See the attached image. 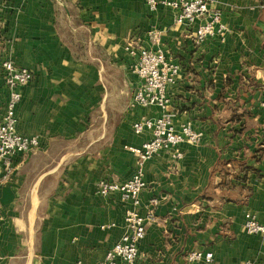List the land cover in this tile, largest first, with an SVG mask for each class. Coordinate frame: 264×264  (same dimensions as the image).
<instances>
[{"label":"crops","instance_id":"0c3cea01","mask_svg":"<svg viewBox=\"0 0 264 264\" xmlns=\"http://www.w3.org/2000/svg\"><path fill=\"white\" fill-rule=\"evenodd\" d=\"M227 31L195 46L202 19L188 27L177 11L147 0H0V119L9 99L2 64L33 71L21 89L18 133L36 150L12 158L0 188V264H101L127 231L131 205L101 196L97 182H124L136 167L129 147L157 107L134 102L140 84L133 46L162 51L181 66L167 94L177 129L202 133L144 166L137 207L146 220L139 264L189 263L211 251L215 264H264V236L244 229L247 213L264 223V0H208ZM115 224V227H108Z\"/></svg>","mask_w":264,"mask_h":264},{"label":"built area","instance_id":"2783aa9c","mask_svg":"<svg viewBox=\"0 0 264 264\" xmlns=\"http://www.w3.org/2000/svg\"><path fill=\"white\" fill-rule=\"evenodd\" d=\"M149 7L154 10L159 5L177 11L176 23L191 27L205 19L193 35L195 46L202 45L207 39L222 36L227 27L223 23L222 14L210 8L208 0H147ZM132 54H136L134 73L140 84L134 93V102L142 107H157L161 115L156 118L142 117L133 128L136 134L149 131L151 136L140 147H129L137 158V164L132 176L124 182H97V193L109 196L118 193L121 199L130 204L124 221L127 231L117 243L111 247L101 264H139L140 244L146 236V220L155 218V208L158 200L150 201L148 214L142 216L136 210L141 203V194L146 187L144 166L148 160L164 151H173L174 157H183L180 151L182 143L198 144L202 141V133L193 128L191 123H185L177 129L169 113L170 98L167 89L176 83L181 75V66L171 62L162 51L148 50L133 44ZM5 84L9 89V99L5 113L0 119V188L8 179L11 160L19 154H27L39 146L37 137L24 136L18 133L17 107L22 100L21 89L27 87L34 78V73L28 68L19 67L12 61L2 64ZM264 107V102L262 103ZM108 227H115L111 224ZM244 229L249 235L264 236V223L251 213L244 219ZM189 263L204 261L215 264L211 251H191L188 254ZM247 264H256L249 261Z\"/></svg>","mask_w":264,"mask_h":264},{"label":"rangeland","instance_id":"374dc122","mask_svg":"<svg viewBox=\"0 0 264 264\" xmlns=\"http://www.w3.org/2000/svg\"><path fill=\"white\" fill-rule=\"evenodd\" d=\"M2 109V107H0V110ZM0 115H1V113H0Z\"/></svg>","mask_w":264,"mask_h":264}]
</instances>
